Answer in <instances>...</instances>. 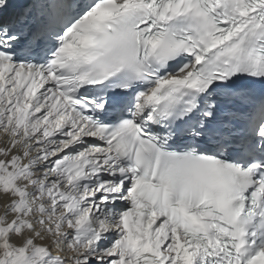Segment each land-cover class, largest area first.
<instances>
[{
    "label": "snow or ice",
    "instance_id": "1",
    "mask_svg": "<svg viewBox=\"0 0 264 264\" xmlns=\"http://www.w3.org/2000/svg\"><path fill=\"white\" fill-rule=\"evenodd\" d=\"M0 264H264V0H0Z\"/></svg>",
    "mask_w": 264,
    "mask_h": 264
}]
</instances>
